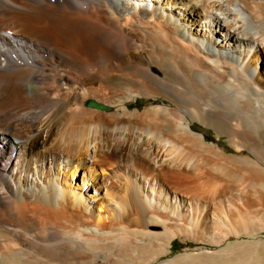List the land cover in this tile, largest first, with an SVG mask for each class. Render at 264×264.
<instances>
[{
    "label": "bare ground",
    "instance_id": "1",
    "mask_svg": "<svg viewBox=\"0 0 264 264\" xmlns=\"http://www.w3.org/2000/svg\"><path fill=\"white\" fill-rule=\"evenodd\" d=\"M152 1L155 4L151 7L146 0H0V264H27L25 245L57 249L56 235L62 222L104 231L101 214L91 217L87 212L82 188L93 178L90 169L104 155L112 157L120 151L119 140L110 131L112 123L115 126L128 121L131 127L149 129L154 151L163 139H187L183 113H190L186 105H197L196 96L212 95L224 86L226 95L246 100L252 96V101L264 104V0ZM115 67L127 72L120 80L124 90L158 93L176 107L128 113L106 123L103 131L97 130L100 112L86 108L85 101L90 95L103 94L110 76L117 74L111 75L114 69L117 71ZM103 92L104 98H100L109 101L107 90ZM126 102L122 104L123 115L128 108ZM59 115L63 123H55ZM174 126L183 132L175 135ZM258 126L252 134L264 140V121ZM50 142L54 146L40 153ZM100 144H110L111 149L104 152ZM175 145L173 142L169 146L171 166L166 169L182 181L181 171L175 166L189 165V157L176 152ZM157 151L154 159L160 155ZM55 153L67 156L65 162L73 167L72 180L79 177L78 171L81 173L80 194L60 189L57 183L35 191L32 184L31 188L25 184L27 189L22 191L9 178L8 174L22 165L23 154L37 162L51 157L52 162ZM252 175L262 176L256 170ZM130 181L125 182L124 198L131 204L128 216H135L134 225L121 226L120 232L134 228L141 236L120 233L121 239L146 240L147 223L162 222L165 227V237L151 242L150 254L138 262L148 264L161 254L159 249L175 228L190 226L179 219L175 206L173 212L166 213L146 205L138 185ZM186 182L193 189L199 185L195 177ZM103 203L102 198L97 199L95 208L101 211ZM108 203L118 218L127 217L116 198ZM32 228L36 229L34 235ZM96 234L89 232L86 242ZM49 237H54V243L48 241Z\"/></svg>",
    "mask_w": 264,
    "mask_h": 264
},
{
    "label": "rangeland",
    "instance_id": "2",
    "mask_svg": "<svg viewBox=\"0 0 264 264\" xmlns=\"http://www.w3.org/2000/svg\"><path fill=\"white\" fill-rule=\"evenodd\" d=\"M151 1L146 0L152 7L155 1ZM115 68L117 71L114 69L111 75L117 74L110 76L108 85L116 90L109 89L108 86L105 94L112 102L110 99L102 100L104 97L101 96L106 90H103L99 97L90 95L85 101L86 108L95 110V113L100 112L101 119L97 123V130H102L103 126L113 122L115 117H127L128 113L176 107L172 100L158 93L152 92L153 94L149 95L148 91L141 90L138 93L135 88L124 90L120 82L125 79L127 72ZM224 90L225 87L220 86L212 95L196 96L197 105H186L190 113H183L182 126L187 133V139L182 141L177 136L169 139L164 137L167 140L159 141V148L155 147L154 151L149 142L152 137L149 129L131 127L128 121L117 125L115 123V126L112 123L110 131L112 130V134L119 140L120 151L116 156L104 155L103 158L106 159H100L99 163L90 169L93 178L82 188L87 212L92 214L91 217L97 213L101 214L104 231L96 232L92 226L79 227L62 222V229L58 230L56 235L57 249H34L29 245L24 246L29 255L27 264H140V259L150 254L151 242L165 237L166 232L162 222L147 223L145 229L149 233L144 236L146 240L129 242L121 239L120 233L141 236L134 228L120 232L121 226L134 225L131 223L135 216H128L131 204L124 198V187L130 180L138 185L139 195L146 205L158 207L166 213L173 212L175 206V213L178 208L179 219H183L187 222L186 226H190L186 227L187 229L175 228L174 234H171L172 237L170 236L166 244L161 240V254L158 253L159 256L148 264H264V140L252 134L264 121V104L252 101V96L246 100L236 95H226ZM90 101L104 104L111 110L103 111L88 106ZM124 102L128 103V108L125 110L127 114L123 115ZM60 117L61 115L54 118L55 123H63ZM173 132L180 135L183 131L174 126ZM42 136L45 139L46 132ZM173 142L176 144V152L189 157V165L175 166L181 171L179 173L183 177L182 181L173 178L166 169L171 166L169 159L172 154H169L168 149ZM100 145L104 152L111 149L110 144ZM53 146L54 142L48 143L44 149H40V153L44 154L45 149H51ZM155 151L160 152V155L154 159ZM26 156L27 154H23L22 165H19L14 173L8 174L22 191L24 187L31 188L30 184L35 191L38 188H47L48 183H57L60 189L69 188L74 190L75 194H80L81 173L78 171L76 174L79 177L72 180L70 172L73 167H69L70 163L65 162L67 156L55 153L52 162L51 157L37 162L34 157ZM252 170L262 176H253ZM86 174L89 177L88 171ZM185 177H195L199 185L193 189L192 184L185 183ZM25 178L27 183L24 182ZM187 188L195 193H186ZM112 197L123 204L124 215L127 217L116 216L113 206L108 203L112 202ZM99 198L104 202L101 211L95 208L94 204ZM120 219L123 221L122 225ZM109 229L118 231L111 233ZM93 231L97 234L87 243L86 236ZM30 232L34 235L36 229L32 228ZM107 237L111 238L105 239ZM53 239L54 237H49L48 241Z\"/></svg>",
    "mask_w": 264,
    "mask_h": 264
},
{
    "label": "water",
    "instance_id": "3",
    "mask_svg": "<svg viewBox=\"0 0 264 264\" xmlns=\"http://www.w3.org/2000/svg\"><path fill=\"white\" fill-rule=\"evenodd\" d=\"M88 106H92V107H95V108L100 109V110H103V111H110L111 110L109 107H106V106L101 105L99 103H96L94 101H90L88 103Z\"/></svg>",
    "mask_w": 264,
    "mask_h": 264
}]
</instances>
